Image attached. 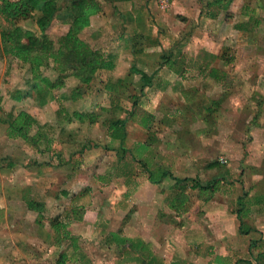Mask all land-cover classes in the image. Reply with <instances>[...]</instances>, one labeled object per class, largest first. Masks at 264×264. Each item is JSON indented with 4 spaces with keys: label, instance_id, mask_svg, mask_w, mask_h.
I'll return each mask as SVG.
<instances>
[{
    "label": "rangeland",
    "instance_id": "374dc122",
    "mask_svg": "<svg viewBox=\"0 0 264 264\" xmlns=\"http://www.w3.org/2000/svg\"><path fill=\"white\" fill-rule=\"evenodd\" d=\"M68 1H57L60 11ZM258 2L256 22L238 16L239 12L243 15V7L254 8ZM231 6L235 16L229 13V23L240 21L238 28L222 19L193 27L186 24L191 16L178 22L176 18L182 17L172 18L169 9L160 13L162 56L170 50L175 61L177 57H191L188 70L181 68L187 85L200 78L199 72L204 78L200 88L187 86L174 99L170 93L165 97L167 104L159 96L156 98L154 105L160 103L161 107L150 110L153 114L143 133L145 141L149 136L159 137L151 142L150 153L155 148L156 153L170 151L189 156L194 167L186 179L216 184V192L210 197V217L204 218L211 232L206 244L209 254L200 257V243L189 240L191 252L173 258V264H264V257L255 262L247 253L250 240L264 252V0H237ZM57 15L44 30L53 45L66 31ZM17 25L39 35L30 20ZM5 28L0 19V33ZM4 49L0 42V264H57L60 253L70 250V246L64 239H55L51 229L47 232L46 228L51 223L68 222L71 207L91 211L96 217L93 229L84 238H76V264H106L110 251L104 218L110 216L106 208L113 195L106 187L120 185L121 172L134 164L128 153L116 149L117 132L110 134L106 129L109 121L126 119V135L136 141L140 136L136 127L145 128L138 124L144 115L138 105L134 117H128L132 87L127 80L118 79L125 73V66L120 65V72L115 74H96L82 99L70 98L77 83L68 79L62 89L52 91L53 100L46 96L40 104L39 98L25 95L30 77L27 67ZM212 57L217 59L204 62ZM202 61L205 68L196 69L197 62ZM160 67L163 75L166 70H180V65ZM211 67L216 69V81L207 77ZM42 74L50 76L45 69ZM108 84L110 89L106 88ZM177 91L178 88L173 93ZM19 112L33 120L40 137L35 146L5 136V123ZM76 114L86 117L80 120ZM81 148L85 149L79 155ZM126 149L132 153L141 150L137 145ZM157 163L163 165L162 158ZM211 163L214 166L207 167ZM172 182L166 179L161 187L165 189ZM175 186H183L187 198L181 213L186 214L179 222L197 217L204 195L197 196L188 182ZM239 205L245 213L241 223L248 233L239 234L235 221L216 228L219 223L212 220L221 207L231 215ZM220 230H235V234L219 233ZM192 235L196 238L197 234ZM256 253L252 251L253 256ZM66 260L65 257L63 264H69Z\"/></svg>",
    "mask_w": 264,
    "mask_h": 264
},
{
    "label": "crops",
    "instance_id": "0c3cea01",
    "mask_svg": "<svg viewBox=\"0 0 264 264\" xmlns=\"http://www.w3.org/2000/svg\"><path fill=\"white\" fill-rule=\"evenodd\" d=\"M210 1L212 0H170L166 10L169 9L168 13L172 18H176L177 16L182 17V19L176 18V21L185 22V18L191 16L186 24L193 27L208 26L209 23H213L214 21L220 22L221 19V22L228 23L231 27H240V25H237L240 21L229 23L231 20L229 18L231 17L230 14L233 17L235 16L233 15V11L230 10L231 5L237 0H219L220 5L228 3L225 9L218 10L217 16L214 19L207 18L204 15V11L206 10L205 5ZM96 2L100 6V12L92 17L90 25L82 30L79 36L92 49L98 50L110 57L113 68L110 71L103 72L115 74L120 72V65H124L125 73L118 79L128 81L130 78L127 75V69L133 62L139 63L149 69L158 67L152 85L143 90V96L140 98L142 102L140 99L138 101L137 105L140 109L152 115L153 111L160 110L161 107L160 103L154 105L158 96L160 97L159 100L167 104L165 97L171 96L170 93H172L174 99L187 86L190 88L202 87L204 77L201 76L200 72V78L193 80L191 86L190 84L187 85L186 81L183 80L184 72L182 69L188 70L187 62L190 60V56L177 57V61H175L176 59L170 57V50H168L169 56L168 54L162 56L160 49L162 47L161 35L158 28L162 26L159 22L161 18L160 13L164 11H159L155 7L153 0H96ZM259 7L260 2L254 8L249 6L243 7V15L239 12L238 16L246 19V21L254 20L256 22V9ZM227 17L228 19H226ZM216 59L212 57L204 62L207 63L209 60L212 62ZM202 62H197L199 65H197L196 69L202 70L205 68V65H203L205 63ZM161 64H168L169 67L171 65H180V70H178V67L174 70L175 72H172L173 70H166L165 74H167L163 75L160 71ZM215 70L214 67H211L207 71V77L213 81L216 80L211 76L210 71ZM187 75L188 73L184 76L186 77ZM172 87L173 90H171ZM176 88H178V91L173 93ZM150 110L153 111L151 112ZM148 127L149 124L145 128L136 127L140 132V136L136 141H131L128 134L126 135L122 146L125 149L131 148L133 145L140 147L141 150L137 154L139 163H134L132 167L128 166V168L126 166V171L120 174L123 177L120 185L112 183L106 187L113 194L109 199L110 201H108L110 204L106 208V213L109 212L110 216H105L104 218L105 231L106 235H108L106 245L110 251V253H107L109 255L105 259L106 264H173L175 257H185L188 252H191L189 240L194 239L198 241V244L200 243V257L205 258L210 252V247L206 244H208L207 239H210L211 232L207 227L206 220L210 217L208 209L212 208L210 206L211 199L209 198L206 201L200 200L201 211L197 217H186L182 222H179L186 213L181 214V211L177 215L174 211L168 209L164 203L166 198L176 192L172 185L173 182L165 189L161 187V184L166 179L170 180L169 178H164L157 185L148 183L146 174L140 164L141 161L145 165L152 166V169L159 167L172 175V177L186 179L192 174L194 161L187 155L174 154L170 153V151L164 153H159L158 151L156 153L155 148H152V153H150L151 142H156L159 137L157 139L151 137L152 139H150L149 136L145 141L143 133L146 132ZM129 142H132L130 146L128 145ZM159 157L162 158L163 165L157 163ZM177 170L180 171L179 174H176ZM183 194L185 195V191ZM49 204L47 203V208L50 207ZM221 208L222 210L212 220L219 223L216 228L220 226L225 227L224 222L226 221H235L237 225L235 212L230 215L226 213L223 207ZM95 218L91 211L86 210L80 221L72 219L68 222L59 221L60 225H65L64 230L74 240L73 247L67 242L70 250L60 253L66 257V261H69V264H76V238H84L85 233L93 229V226L96 225ZM188 224L190 225L189 228L186 226ZM227 224L229 225L230 223ZM49 229L46 228L47 232H49ZM221 231L227 235L230 233L235 234V230L232 232L220 230L219 233ZM50 233L53 237L55 236V239L61 238V232L55 234L53 230H50ZM193 233L197 234L196 238L193 237ZM230 237L232 236L230 235ZM130 241H140L145 246V249L139 248V251L133 249L129 244ZM88 254L90 255L91 253ZM113 255H116L118 258L114 259Z\"/></svg>",
    "mask_w": 264,
    "mask_h": 264
},
{
    "label": "trees",
    "instance_id": "16d2710c",
    "mask_svg": "<svg viewBox=\"0 0 264 264\" xmlns=\"http://www.w3.org/2000/svg\"><path fill=\"white\" fill-rule=\"evenodd\" d=\"M57 1L58 0H0V19L6 27L5 30H2L0 33V42L5 47L4 53L27 67V72L30 77L28 80V90L25 95H34V97L39 98L40 104H42L43 98L46 96L53 100L52 91L62 89L68 79H73L77 83V86L71 91L70 98L72 100L82 99L85 97L86 89L91 84L96 73L99 71H110L113 68V64L108 55H104L100 51L92 49L90 45L79 36L82 30L90 25L92 17L100 12V6L96 0H69L68 5L63 7V10L61 9L62 11H60L57 6ZM219 3V0L208 2L205 5L206 10L204 11V15L210 19L216 18L218 10L225 9L228 2L223 5ZM56 14H59L57 15L59 22L63 26H66V31L57 39L56 45H53L44 34V30L50 25L53 16ZM27 20L35 24L39 31L38 36L34 35V33L29 30L21 29L17 25ZM42 69L47 70L50 76L43 75ZM157 70V66L153 69H149L136 62L129 65L127 69V75L130 78L128 84L132 87L133 91L130 97L129 118L134 117V110L137 107L139 99L143 96V90L152 85ZM210 74L215 78V71H210ZM110 87L111 84L106 85V88L110 89ZM113 106L117 108V105H111L110 108ZM142 112L144 115L143 118L139 120L138 124L142 127H146L152 115L145 113V111ZM84 117H86V115L82 116L76 114V118L80 120ZM5 124L6 128L4 132L7 138H18L30 146H35L37 144V139L40 138L38 131L36 132L37 129L33 126V120L25 113L19 112ZM125 124L126 119L109 121L106 130L110 132V134L115 131L117 132L115 136L118 141L116 149L128 153L131 161L138 164L139 159H137V154H139V151L137 152V149H135V153L137 152L135 154L122 146L123 140L126 137ZM31 131L34 132L33 135L30 134ZM84 149L85 148H81L78 154L80 155ZM119 159L120 158H118V160ZM140 164L146 174L148 183L157 185L164 178H169L174 182L173 186L176 192L166 198L164 203L168 209L174 211L177 215L183 211V206L185 204L184 200L186 202L187 198L186 195L183 194V186L176 189L177 186L175 185L182 182L190 183L189 189L196 191L197 196L204 195V201L208 200L211 194L216 192V184L214 181L200 183L193 179H178L172 177V175L159 167L152 169V166L148 164L145 165L141 161ZM213 164L214 163L208 164L207 167H212L214 166ZM83 214L84 211L82 209L77 211L73 207L70 209L71 219L74 221H80ZM244 215L245 213L241 211V205H239V209L235 211V218L237 221V232L242 235L248 233L247 230L243 229L241 223ZM64 228L65 225H60V223L50 224V229L53 230L55 234L61 232V238L59 239L68 240L73 247L74 240ZM129 244L133 249L138 251L139 248L145 249V246L140 241H130ZM253 250L257 251L254 256L252 255ZM247 253L255 262H258V260L264 257V252L259 247L255 248L254 241L252 240L248 243ZM139 257H141V255H139ZM64 258V255L60 254L57 264H63Z\"/></svg>",
    "mask_w": 264,
    "mask_h": 264
},
{
    "label": "built area",
    "instance_id": "2783aa9c",
    "mask_svg": "<svg viewBox=\"0 0 264 264\" xmlns=\"http://www.w3.org/2000/svg\"><path fill=\"white\" fill-rule=\"evenodd\" d=\"M154 1V4H155V7L159 10V11H165L168 6H169V2L170 0H153ZM219 162L221 164H224L225 161L224 160H221L219 159Z\"/></svg>",
    "mask_w": 264,
    "mask_h": 264
}]
</instances>
